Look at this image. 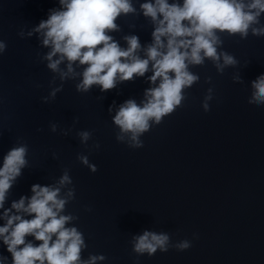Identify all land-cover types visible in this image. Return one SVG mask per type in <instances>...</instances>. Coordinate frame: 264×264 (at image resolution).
Returning <instances> with one entry per match:
<instances>
[{"label": "clouds", "instance_id": "1", "mask_svg": "<svg viewBox=\"0 0 264 264\" xmlns=\"http://www.w3.org/2000/svg\"><path fill=\"white\" fill-rule=\"evenodd\" d=\"M58 3L59 7L50 9L47 19L41 20L28 35L40 34L42 45L49 49L43 59L61 81L79 76L78 92L87 93L93 85L99 86L101 92H108L118 83L144 77L151 70L148 82L154 86L145 89L143 100L124 101L112 117L119 129L117 141L123 143L127 137L130 148L143 147L140 138L150 130V122L160 124L181 106L186 99L185 90L200 79L190 71L192 66L211 61L223 74L226 67L238 64L233 55L218 51L224 43L223 34L246 39L251 32L253 36L264 37L261 23L264 0H144L139 12L133 0H58ZM129 14H142L152 23V42L146 47L137 35L123 37L126 48L111 35L121 30L116 22L118 18ZM5 50L6 43L0 41V54ZM141 51L143 56L139 54ZM61 64H65L66 70L61 69ZM77 67H82V71L77 73ZM206 79L210 82L211 77ZM234 81L242 83L239 75ZM62 88V84L54 88L49 97H43L44 102L54 99ZM251 89L248 103L264 105V74L251 82ZM210 99V95L205 97V101ZM203 107L209 110L207 102ZM50 130L55 133L57 125L50 124ZM77 135L81 143L87 144L92 133L80 131ZM94 147L98 149L99 144ZM27 154L28 146L18 143L4 155L0 166V220L4 222L0 226V242L10 253L11 264L104 261V255L90 254L83 259L82 252L87 248L84 235L76 226H69L78 217L65 214L66 205L75 197L74 187L62 193V189L72 185L68 170L55 185L34 184L30 197L21 196L12 201L10 208L4 207L10 189L28 166ZM78 159L91 172L98 170L87 156L79 155ZM130 243L138 257L145 254L151 257L157 251L164 253L170 247L178 251L191 247L187 239L172 244L169 233L150 230L134 235ZM8 260L0 254V264H7Z\"/></svg>", "mask_w": 264, "mask_h": 264}]
</instances>
